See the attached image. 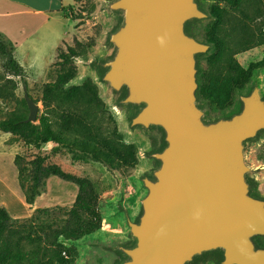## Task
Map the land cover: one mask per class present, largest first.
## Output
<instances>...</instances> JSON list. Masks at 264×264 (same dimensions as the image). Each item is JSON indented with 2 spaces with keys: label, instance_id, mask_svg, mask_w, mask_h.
Segmentation results:
<instances>
[{
  "label": "water",
  "instance_id": "1",
  "mask_svg": "<svg viewBox=\"0 0 264 264\" xmlns=\"http://www.w3.org/2000/svg\"><path fill=\"white\" fill-rule=\"evenodd\" d=\"M122 17L109 41L114 53L103 80L126 90L122 105L136 107L131 127L160 128L165 145L143 179L146 195L136 222L127 220L132 244L118 264H189L222 251L221 264H264V200L249 194L244 143L264 131V99L255 86L239 97L228 118L203 121L196 100V57L210 45L185 32L207 18L196 0H112ZM25 122L38 106L27 94Z\"/></svg>",
  "mask_w": 264,
  "mask_h": 264
},
{
  "label": "trees",
  "instance_id": "2",
  "mask_svg": "<svg viewBox=\"0 0 264 264\" xmlns=\"http://www.w3.org/2000/svg\"><path fill=\"white\" fill-rule=\"evenodd\" d=\"M263 2L227 0V9L217 4L212 7L214 23L208 29L207 41L214 52L208 56L207 68L200 74L196 65V76L199 75L201 83L197 82L195 95L208 100L219 111L232 105L234 92L242 89L253 72L264 65L263 61L251 62L244 68L235 58L238 53L264 45ZM58 12L64 18L74 19L65 8ZM75 44L65 51L57 48L55 78L43 87L40 100L43 111L36 122H25L27 116L12 113L0 120V132L37 150L27 162L19 155L13 160L18 186L29 208L44 192L49 177L74 184L77 193L68 209L36 208L24 219H12L0 208V264H69L75 256L74 243L101 228L99 209L104 188L102 174L92 163L105 166L122 178L130 176L137 164L136 147L123 141L113 116L98 96L97 86L90 79L69 86L76 74L75 60L86 54L84 46ZM13 49V44L0 34V58L5 61L7 73L25 85L24 71L14 59ZM3 80L11 87L0 85V98L7 97L10 88H15L11 78L1 76L0 82ZM125 96L126 90L122 89L121 99ZM22 104L27 109L24 100ZM46 144L51 148L42 150ZM164 145L163 134L161 144L151 152L152 157ZM247 182L250 194L252 184L249 179ZM258 237L253 238L255 246L264 248L256 244ZM204 255L216 256L221 264V250Z\"/></svg>",
  "mask_w": 264,
  "mask_h": 264
},
{
  "label": "rangeland",
  "instance_id": "3",
  "mask_svg": "<svg viewBox=\"0 0 264 264\" xmlns=\"http://www.w3.org/2000/svg\"><path fill=\"white\" fill-rule=\"evenodd\" d=\"M64 1L66 2V0ZM111 1L80 0L75 2L74 0V4L71 7L65 8V12H69L74 19L65 20L61 17V19L56 17L61 28L65 26L64 31L67 33L59 49L65 51L68 46H76L75 43H80L86 50V54L83 57L75 60L76 74L69 86L80 85L86 79H90L97 86L99 98L113 116L123 141L127 144H133L137 152V164L132 169L131 175L125 178L120 177L105 166L92 163L102 174L101 182L104 188L99 209L101 228L74 243L75 256L69 264H118L123 259L119 248H126L132 244L127 220L135 222L141 213L140 202L146 195L143 179L149 178L157 166V162L153 159L151 152L161 144L163 138V132L158 128L131 127L130 120L136 110L131 106L120 104L122 100L120 97L121 91L115 92L103 80L106 72L104 63L114 53V47L109 41V37L122 21L119 13L113 12L108 8ZM196 1H198V7L207 14V18L190 21L187 27V35L200 43L210 45L206 53L199 54L196 57L198 74H200L207 68L206 61L208 56L214 52L213 46L207 41L208 29L214 23V15L211 13L212 7L217 4L221 8L227 9L228 5L226 4L227 0ZM49 22L51 24L55 23L54 21ZM262 28L264 30V26ZM41 29L34 34H30L28 43L21 46L18 52V60L21 61L22 65H32L28 74L24 73L23 75L25 85L18 78L8 75L5 61L0 58V78L6 75L7 78H11L15 82V88H10L7 97L0 98V120L10 117L12 113L28 115V109L22 104L25 94L37 104L38 115L43 111V106L40 102L42 90L46 83L54 80L55 71L57 70L54 64L58 59L56 58L57 51L55 54V50L51 45V37L44 32L45 27ZM235 58L244 68L251 62L263 61L264 64V45L238 53ZM48 61L53 62L43 73ZM3 81L0 82V85L6 84L5 80ZM196 82L201 83L199 75L196 76ZM255 86L259 87L264 98V65L253 72L242 89L234 92L232 105L223 111L217 110L208 100L202 99L198 95L196 100L197 105L204 112L203 121L211 122L219 118H228L238 112L240 109L239 97L248 94ZM7 87L9 89L11 85L6 84ZM50 148V144L41 147L42 150H49ZM263 150L264 131L257 138L244 143L245 161L251 168L248 174V179L252 184L250 194L261 200H264ZM36 153V149L25 146L10 134L0 132V163L7 165L11 169L14 188L15 181H17V170L13 164L15 155L23 157L27 162ZM70 187L77 190V187L72 183L64 182L57 177H49L46 180L44 192L41 194L42 202H39L38 205L45 206L50 203V206L42 208H70L75 198L71 195L69 198L59 200L57 203L52 202V200L48 201V198L52 197V195L61 194L62 197H67L70 193L68 191ZM8 193V190L0 189V200L2 198L8 199ZM6 206L0 203V208H4L9 214ZM24 207L26 206L24 205ZM13 208L16 211L20 209L21 214L26 212V209L23 207L21 209L16 202ZM11 218L24 219L28 217ZM65 244L68 245V243ZM256 244L264 247V236H259ZM65 258L69 260L67 255H65ZM189 264H219V262L214 255H204Z\"/></svg>",
  "mask_w": 264,
  "mask_h": 264
},
{
  "label": "crops",
  "instance_id": "4",
  "mask_svg": "<svg viewBox=\"0 0 264 264\" xmlns=\"http://www.w3.org/2000/svg\"><path fill=\"white\" fill-rule=\"evenodd\" d=\"M73 4L74 0H66V2H63V0H0V34L13 44V57L18 65L23 69L24 73L28 74V71L31 70L32 65H22L21 61L18 60V52L20 47L28 43L30 34H34L37 30H42L41 28L45 27L44 32L51 37V45L56 54L57 48H59L65 39L64 37L67 35V33L64 31L65 26L61 28L56 17H61L65 20L67 18H64L62 13L58 12V10L61 8L71 7ZM49 21H54L55 23L51 24ZM52 62L53 61H48L46 63L43 73L49 68ZM0 165L7 167L11 172V169L7 165L1 163ZM12 182L13 180H11V187L8 193L9 198H2L0 203H3L6 206V204L10 201H13L14 203L16 202L20 205V208L23 207L26 209V212L25 214H21L22 212L20 209L19 211L14 209L15 212H11L7 208L9 211V216L13 218L29 217L34 209L50 206V203L45 206L38 205L39 202H42L41 195L37 197L34 204L29 208V206L24 203L23 195L18 186V182L15 181V188ZM68 191H70V193L67 197H62L61 194L52 195V197L48 198V201L50 202L52 200V202L57 203L59 200L69 198L70 195L75 197L77 193L75 188L70 187L68 188ZM24 205L26 207H24Z\"/></svg>",
  "mask_w": 264,
  "mask_h": 264
},
{
  "label": "bare ground",
  "instance_id": "5",
  "mask_svg": "<svg viewBox=\"0 0 264 264\" xmlns=\"http://www.w3.org/2000/svg\"><path fill=\"white\" fill-rule=\"evenodd\" d=\"M11 180H12V174L10 170L5 166L0 165V189L6 191L8 190L9 192V189L11 187ZM6 205L11 212H15L13 208L14 205L13 201L8 202Z\"/></svg>",
  "mask_w": 264,
  "mask_h": 264
},
{
  "label": "built area",
  "instance_id": "6",
  "mask_svg": "<svg viewBox=\"0 0 264 264\" xmlns=\"http://www.w3.org/2000/svg\"><path fill=\"white\" fill-rule=\"evenodd\" d=\"M63 255H64V253H63Z\"/></svg>",
  "mask_w": 264,
  "mask_h": 264
}]
</instances>
